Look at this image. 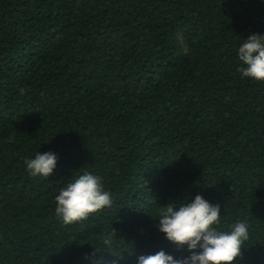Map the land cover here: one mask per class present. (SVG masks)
<instances>
[{
	"label": "trees",
	"instance_id": "obj_1",
	"mask_svg": "<svg viewBox=\"0 0 264 264\" xmlns=\"http://www.w3.org/2000/svg\"><path fill=\"white\" fill-rule=\"evenodd\" d=\"M264 0H0V264H136L178 251L161 209L201 195L264 264V83L237 50ZM58 154L49 177L25 160ZM112 204L66 224L83 172ZM111 234L112 243L103 241Z\"/></svg>",
	"mask_w": 264,
	"mask_h": 264
},
{
	"label": "clouds",
	"instance_id": "obj_2",
	"mask_svg": "<svg viewBox=\"0 0 264 264\" xmlns=\"http://www.w3.org/2000/svg\"><path fill=\"white\" fill-rule=\"evenodd\" d=\"M243 78L264 83V34L245 38L237 50ZM58 154L37 152L26 159L28 173L49 177L57 167ZM111 193L105 190L102 179L91 172H83L59 191L56 214L66 224L86 218L90 213L110 207ZM221 206L201 195L181 202L172 201L161 209L156 227L164 238L187 255L174 256L165 250L139 255L136 264H235L242 255V245L249 239L248 225L237 221L228 230H218ZM103 243H112L111 234Z\"/></svg>",
	"mask_w": 264,
	"mask_h": 264
}]
</instances>
